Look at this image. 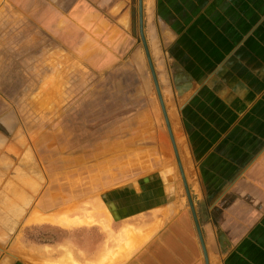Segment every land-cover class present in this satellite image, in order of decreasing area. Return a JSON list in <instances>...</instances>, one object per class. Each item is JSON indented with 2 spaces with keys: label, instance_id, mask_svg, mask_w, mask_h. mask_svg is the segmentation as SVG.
Here are the masks:
<instances>
[{
  "label": "crops",
  "instance_id": "crops-1",
  "mask_svg": "<svg viewBox=\"0 0 264 264\" xmlns=\"http://www.w3.org/2000/svg\"><path fill=\"white\" fill-rule=\"evenodd\" d=\"M3 3L27 11L50 45L46 51L100 53L92 66L131 53L148 64L143 43L135 46L140 0H0V13ZM142 6L160 89L174 104L177 146L190 158L185 175L208 263L189 204L190 210L170 207L174 216L119 264H264V0H142ZM17 117L8 112L0 120V264H63L62 245L30 242L21 232L61 226L34 221L36 214L56 215L50 193L40 183L36 188ZM160 181L149 177L138 189L114 191L109 201L123 204L113 206L121 220L169 207ZM76 256L79 264L98 259Z\"/></svg>",
  "mask_w": 264,
  "mask_h": 264
},
{
  "label": "rangeland",
  "instance_id": "rangeland-1",
  "mask_svg": "<svg viewBox=\"0 0 264 264\" xmlns=\"http://www.w3.org/2000/svg\"><path fill=\"white\" fill-rule=\"evenodd\" d=\"M20 6L3 3L0 13V120L8 112L18 113L19 138L28 144L26 156L34 162L36 188L40 183L50 193L56 217L93 214L104 224L105 209L111 214L110 229L103 224L70 229L45 225L21 232L30 242L60 244L72 257L97 254L100 262L118 248L121 229L144 230L159 222L162 226L174 216L170 207L190 210L152 74L146 60L133 53L109 66H92L100 53L46 51L50 45ZM134 31L140 49L137 25ZM163 100L176 142L171 123L176 116L170 115L174 104ZM183 149L178 153L187 174L189 157ZM149 177L162 179L163 200L169 207L121 220L113 206L121 209L123 204L110 202L111 195L117 189H138Z\"/></svg>",
  "mask_w": 264,
  "mask_h": 264
},
{
  "label": "bare ground",
  "instance_id": "bare-ground-1",
  "mask_svg": "<svg viewBox=\"0 0 264 264\" xmlns=\"http://www.w3.org/2000/svg\"><path fill=\"white\" fill-rule=\"evenodd\" d=\"M182 139H181V136L178 137L179 142ZM181 142H183V140ZM184 143H182V144H184ZM180 148L183 149L184 147H180ZM184 152H185V150H184ZM182 154H183V151H182ZM187 154L184 156H188ZM189 159L190 158H187L188 161H189ZM185 160L186 159H184V163H186ZM185 166H186V164H185ZM187 169H188V166H187ZM67 209L64 208V210H67ZM104 213H106V218L108 220V222L107 223L105 222L104 224L102 222L100 223L97 219H95L93 214H88L86 217H80V218L76 217L75 219H71L66 214H62L58 217L53 216V215L42 216L40 214H36L34 221L35 222H48L50 224L59 225L61 227L69 228V229H70V227H74V226H90V225H101V224H103V226L106 227L107 229H110L111 214L106 209H105ZM57 214H58V212H57ZM160 227H161V223L159 222L157 224H154L152 227L146 228L144 230L136 229L133 226H127V227L121 229L119 231V233L116 235V241L119 244L118 248L116 250L110 251L109 253L104 255L101 258L100 262L97 261L94 264H102L103 262H101V261L106 262L104 264H107V263L112 264L115 261L120 262L123 259H127V257L130 256V253H132L131 251L133 249H135L136 247H138V246L142 245L144 242H146ZM62 262H63V264H79V263H77L76 259L74 257H72L71 253L67 254V257Z\"/></svg>",
  "mask_w": 264,
  "mask_h": 264
},
{
  "label": "water",
  "instance_id": "water-1",
  "mask_svg": "<svg viewBox=\"0 0 264 264\" xmlns=\"http://www.w3.org/2000/svg\"><path fill=\"white\" fill-rule=\"evenodd\" d=\"M140 36H141V41H142V43L144 45V49H145L146 57H147V60H148L149 68H150V71H151V74H152V78H153V81H154V84H155V87H156V91H157V94H158L160 105L162 107V111H163V114H164V117H165V121L167 123V128H168V131H169V134H170L172 145H173V148H174V151H175V155H176V158H177V161H178V165H179V168H180V171H181V175H182V178H183V181H184L185 191H186L187 198H188V201H189V204H190V207L192 209V213H193V216H194V219H195V223H196L198 234H199V237H200V240H201V243H202L204 255H205V258H206L207 263H208V255H207V251H206V246H205L204 241H203L202 231H201V228H200V225H199V222H198V218H197L195 207H194V203H193V200H192V197H191L190 189H189V186H188L187 181H186V176H185V173H184V170H183V166H182V163H181V160H180V155L178 153V148H177V145H176V142H175V138H174V135L172 133V127L170 125V121H169L168 114H167V111H166V107H165V104H164V100H163V97H162V92H161L160 85H159V82H158V78H157V75H156V70H155V67H154V64H153V61H152V57H151L149 48H148L146 37L144 35L142 0H140Z\"/></svg>",
  "mask_w": 264,
  "mask_h": 264
}]
</instances>
